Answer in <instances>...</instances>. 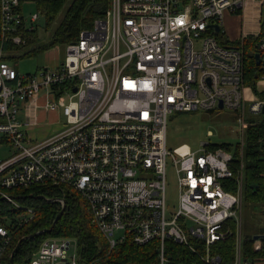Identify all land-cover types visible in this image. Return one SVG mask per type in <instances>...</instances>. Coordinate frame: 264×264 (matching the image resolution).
I'll return each mask as SVG.
<instances>
[{"label":"built area","instance_id":"2783aa9c","mask_svg":"<svg viewBox=\"0 0 264 264\" xmlns=\"http://www.w3.org/2000/svg\"><path fill=\"white\" fill-rule=\"evenodd\" d=\"M38 1L0 0L2 43L25 45L18 33L34 31L38 16L25 19L22 7ZM249 2L255 4L257 31L239 41L256 39L254 89L243 83L242 44L232 47L215 36L224 16L239 15ZM263 7L264 0H111L103 18L65 46L59 66L22 75L5 59L1 43L0 198L14 204L9 191L31 187L74 192L109 250L125 240L135 246L156 241L157 264H167V240L203 264H221L214 248L228 239L233 240L231 264H264V258L247 256L240 217L245 103L251 102L250 113L264 115ZM40 98L42 109L59 112L64 123L37 139L27 129L38 125L32 110ZM220 109L242 113L236 118L244 138L235 148L237 157L234 148L209 143L198 153L186 146L167 151L170 116ZM259 147L264 158V138ZM167 158L178 189L173 213L166 209ZM26 214L33 217L31 209ZM116 231L122 232L118 238ZM251 236V251L261 252L264 234ZM0 238L2 264L11 239L2 226ZM69 247L65 238H47L29 264H84L77 248L67 257Z\"/></svg>","mask_w":264,"mask_h":264},{"label":"trees","instance_id":"16d2710c","mask_svg":"<svg viewBox=\"0 0 264 264\" xmlns=\"http://www.w3.org/2000/svg\"><path fill=\"white\" fill-rule=\"evenodd\" d=\"M36 3L40 15L44 18L45 32L49 30L51 32L49 40L38 43L35 30L32 32L21 31L18 34L25 40V45L15 46L11 42L2 43L0 34V45L3 44L4 51L22 53L16 56L17 59L28 58L52 47L66 46L75 42L80 32L91 29L96 19L104 17L110 7L111 0H40ZM215 36L219 41L232 47H239L242 44L243 83L254 89L258 78V66H256L255 60L256 39L248 37L241 43L240 41L223 40L219 33ZM25 47L30 48L24 50ZM14 57H8V59ZM263 138L264 124L249 123L247 125L246 143L243 151L245 163L243 201L252 208L264 207V158L259 147V141ZM222 147L230 150L228 145ZM236 150L234 152L237 157ZM9 194L14 196L15 202L24 209L15 208L9 202L0 200V226L8 231L11 238L1 258L2 263L9 264L10 254L21 238L51 227L61 211V206L56 200L62 199L65 208L53 229L50 233L23 241L13 256L14 264H29L41 242L51 237L74 239L78 254L84 264L91 262L95 264H157L159 244L156 241L144 246H135L130 240H125L109 250L108 244L100 232L90 225L85 203L74 192H62L57 188L31 187L11 190ZM51 199L55 201H47ZM27 209L33 211V217L30 219L27 218ZM24 218L27 221L19 224V221ZM262 231L264 233V229ZM244 245L247 256L264 258V246L261 252H252L250 237L244 238ZM214 253L221 259V264H231L233 240L228 239L219 243L214 248ZM165 258L167 264H203L186 247L170 240L165 241Z\"/></svg>","mask_w":264,"mask_h":264},{"label":"rangeland","instance_id":"374dc122","mask_svg":"<svg viewBox=\"0 0 264 264\" xmlns=\"http://www.w3.org/2000/svg\"><path fill=\"white\" fill-rule=\"evenodd\" d=\"M23 16L25 19L29 20L31 16L37 15L38 20L35 26L36 36L38 37V43L47 42L50 37V30L45 32L44 30V18L40 15L37 9L36 2H26L23 4ZM261 14L264 16V7L262 8ZM247 17H242V26L244 23L249 21L250 18L246 20ZM246 20V21H245ZM236 29H239V19L234 17L232 23ZM241 22V20H240ZM255 23V21H254ZM240 30V29H239ZM238 30V31H239ZM251 31H257V26L252 28L242 29L241 33H249ZM241 32V33H240ZM221 36V34L219 33ZM230 37V35H229ZM24 46V45H20ZM30 47H25L24 50ZM22 53L15 52L11 53L6 51L4 54L7 62L16 70L18 74H29L34 73L36 70L41 68H55L63 62L66 51L65 46H55L51 49L36 54L28 58H11L12 56H19ZM42 95V92H41ZM251 102H246L243 111V117L247 124H264L263 114H252L249 112V106ZM61 105V104H60ZM42 106H44V101L40 98L37 101L36 107L32 110L38 121V125L34 127L33 137L39 139V136L48 137L62 128L64 123V118L59 112L46 113ZM242 115L241 112H234L228 109L214 110L211 112H191V113H180L172 115L167 121L166 133H165V145L168 152L172 153L173 150L186 146L190 152L198 153L202 149L203 143H209L212 145L224 146L228 145L232 148H236L237 144L240 143V136L238 125L236 123L237 116ZM19 120L23 121V113L19 112ZM40 135L38 136V134ZM246 143V136H245ZM244 151V150H243ZM3 153H0V159H3ZM166 209L167 213L175 212L177 208L178 201V189L175 175V167L172 164L170 158H167L166 167ZM79 196V195H78ZM244 199V194H243ZM82 200V199H81ZM83 201V200H82ZM84 202V201H83ZM85 203V202H84ZM15 208H23L17 203H10ZM86 206V204H85ZM24 209V208H23ZM240 217L242 221V229L245 237H252L250 235H262L264 229V207H254L246 203H242L240 210ZM98 230V229H97ZM99 231V230H98ZM101 234V233H100ZM122 232L116 231L115 237L118 238ZM102 238L103 235L101 234ZM59 238V237H51ZM70 242V247L67 252V257H71L77 248L76 241L74 239L65 238ZM105 240V238H104ZM252 240V239H251ZM106 241V240H105ZM6 264V263H2Z\"/></svg>","mask_w":264,"mask_h":264},{"label":"crops","instance_id":"0c3cea01","mask_svg":"<svg viewBox=\"0 0 264 264\" xmlns=\"http://www.w3.org/2000/svg\"><path fill=\"white\" fill-rule=\"evenodd\" d=\"M255 4L253 2H249L246 4L245 9L243 12H241L239 15H232V14H226L224 16L223 19V24L221 26L220 32H221V36L223 38V40H227L228 42L232 41H239L240 37L245 34V33H241L242 29H244V27H248V28H252V27H256L254 21L256 20V14H255V9H254ZM234 17H236L237 19H239V29H236L234 22L232 23V20L234 19ZM242 17H247L246 20L248 18H250V22L247 21L244 23V26H242ZM241 20V22H240ZM245 20V21H246ZM241 31L239 34V31ZM253 32V31H251ZM251 32H249L248 34H250ZM230 35V37H229ZM14 57V56H12ZM14 58H17L16 56ZM31 109V108H30ZM24 122V120H23ZM34 130V129H33ZM28 134L33 137V131L30 128L27 129Z\"/></svg>","mask_w":264,"mask_h":264},{"label":"water","instance_id":"95a60500","mask_svg":"<svg viewBox=\"0 0 264 264\" xmlns=\"http://www.w3.org/2000/svg\"><path fill=\"white\" fill-rule=\"evenodd\" d=\"M214 29H215V32H219V28H218V26H214ZM255 60H256V66H258V65H259V55H258V54H255ZM221 107H222L221 104H219V108H221ZM253 187H256V186H253ZM13 199L15 200V197H13ZM0 200H4V198H0ZM47 201H48V202H54L55 200L51 199V200H47ZM64 208H65V204H64V201H63V205L61 206V211H60L59 214L56 216V218H55L53 224L51 225V227H50L49 229H47V230H43V231H39V232H35V233H33V234L29 235V236H26V237L21 238V239L17 242L16 246L14 247V249L12 250V252H11V254H10V257H9V264H14V263H13V256H14V254L16 253V251L18 250V248L20 247V245H21V243H22L23 241L31 240V239H33V238L39 236V235H43V234L50 233V231L53 229V227H54L56 221H57V220L60 218V216L62 215V213H63V211H64ZM260 237H262V236H254L253 239L256 240V239H258V238H260Z\"/></svg>","mask_w":264,"mask_h":264}]
</instances>
